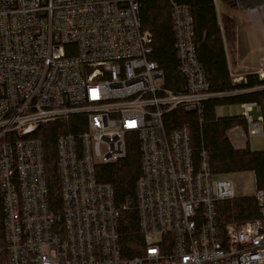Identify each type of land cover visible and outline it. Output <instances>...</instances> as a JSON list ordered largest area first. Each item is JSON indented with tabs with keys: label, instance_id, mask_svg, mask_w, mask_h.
Segmentation results:
<instances>
[{
	"label": "built area",
	"instance_id": "built-area-1",
	"mask_svg": "<svg viewBox=\"0 0 264 264\" xmlns=\"http://www.w3.org/2000/svg\"><path fill=\"white\" fill-rule=\"evenodd\" d=\"M143 1L0 0V264H264V216L220 228L217 204L237 198L232 183L214 178L208 151H196L187 127L167 126L180 109L203 124L206 102L228 96L211 92L194 12L168 0L183 78L171 89L156 84L165 76L151 59ZM255 107L244 103L241 114L251 150L264 123L251 116ZM233 130L244 140L242 127ZM52 132L59 208L48 185ZM132 144L141 159L135 207L119 205L114 186L101 181ZM132 209L141 235L134 255L120 234L121 214Z\"/></svg>",
	"mask_w": 264,
	"mask_h": 264
},
{
	"label": "trees",
	"instance_id": "trees-1",
	"mask_svg": "<svg viewBox=\"0 0 264 264\" xmlns=\"http://www.w3.org/2000/svg\"><path fill=\"white\" fill-rule=\"evenodd\" d=\"M188 3L193 12L196 28L197 53L206 77L211 83L213 94H228L209 99L205 104V120L201 124L194 112L176 110L167 118L170 129L187 127L193 145L199 153L205 148L210 157L212 171L216 175H229L238 171H248L255 175L256 183L264 189V151L257 153L248 145L244 150L232 146L227 133L237 126L247 131L248 125L242 115L215 118V110L221 104L241 105L257 103L264 107V79L258 73L246 77V83L236 84L229 68L226 49L219 28L214 0H182ZM168 0H145L141 4V18L145 29L154 38V51L151 59L163 70L166 86L179 89L183 84L175 54L173 22ZM50 135V136H49ZM46 159L48 168V185L53 207L61 204V188L56 165L57 134L46 136ZM141 159L137 144L131 145L127 159L108 166L101 181L110 183L115 188L116 202L123 205L132 201L136 206L135 188L140 176ZM217 220L220 228L227 224H243L263 218L252 196L240 197L217 204ZM120 234L124 249L130 255L136 251L134 245L139 243V215L136 209L124 211L120 217ZM5 227L3 203L0 199V244L4 243Z\"/></svg>",
	"mask_w": 264,
	"mask_h": 264
},
{
	"label": "rangeland",
	"instance_id": "rangeland-1",
	"mask_svg": "<svg viewBox=\"0 0 264 264\" xmlns=\"http://www.w3.org/2000/svg\"><path fill=\"white\" fill-rule=\"evenodd\" d=\"M215 8L221 34L225 40V44L229 51L231 42H235L240 37L242 40L246 38L245 29H254L257 32L259 39V52L253 55V64L258 67L255 70L260 78H264V0H215ZM263 6V7H262ZM238 28L239 37L235 38V30ZM251 29V30H252ZM239 49V48H237ZM227 51V49H226ZM245 55V54H244ZM234 56V60H236ZM252 65V66H254ZM254 69V68H253ZM234 71V70H233ZM233 81L234 77L232 76ZM235 82V81H234ZM164 80H157V85H162ZM232 93H228L230 95ZM259 114L263 115L262 108H256ZM190 112V111H186ZM218 112L221 117H232L241 112L238 105L221 104L218 107ZM255 120H259L255 113L251 115ZM244 140H249L248 134L245 131ZM261 135L251 138L255 152L262 153L264 151V126L260 124ZM227 136L236 150H244V141L239 139V135L233 129L227 133ZM248 142V141H247ZM246 145V144H245ZM254 173L248 171H238L229 175H217L216 179L229 180L233 187L237 198L252 196L255 192ZM133 249L138 252L139 246L135 244Z\"/></svg>",
	"mask_w": 264,
	"mask_h": 264
},
{
	"label": "crops",
	"instance_id": "crops-1",
	"mask_svg": "<svg viewBox=\"0 0 264 264\" xmlns=\"http://www.w3.org/2000/svg\"><path fill=\"white\" fill-rule=\"evenodd\" d=\"M251 29H245L244 32L246 34V38L242 40L239 37L238 28H236L235 38L236 37L237 38L239 37V38L238 40L236 39L235 42L233 41L231 42V45L229 46V51H228L226 44L224 43L225 49H227L226 54L228 58L229 68L231 70L232 76L235 78L234 83L236 84L246 83V77L248 75L257 73V72L249 71V69L255 70L258 68L253 64L252 58H253V55L258 53L260 49L257 32L254 29L252 30ZM236 54H237V58L236 60H234V56H236ZM261 79H264V78H261ZM242 105L243 104L238 105L241 109V112L237 114L238 116L241 115L243 112ZM256 108H262L263 115L259 114V111ZM252 113H255L258 119L264 118V107H260V106L255 107L253 108ZM262 125L264 126V123ZM242 141H244V143L241 148H244L248 145V142H247L248 140H242ZM253 149L255 150L254 147Z\"/></svg>",
	"mask_w": 264,
	"mask_h": 264
},
{
	"label": "bare ground",
	"instance_id": "bare-ground-1",
	"mask_svg": "<svg viewBox=\"0 0 264 264\" xmlns=\"http://www.w3.org/2000/svg\"><path fill=\"white\" fill-rule=\"evenodd\" d=\"M263 7V6H262ZM264 76V75H263Z\"/></svg>",
	"mask_w": 264,
	"mask_h": 264
}]
</instances>
